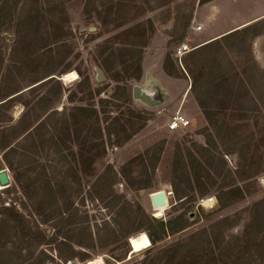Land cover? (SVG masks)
I'll return each mask as SVG.
<instances>
[{
	"label": "rangeland",
	"instance_id": "1",
	"mask_svg": "<svg viewBox=\"0 0 264 264\" xmlns=\"http://www.w3.org/2000/svg\"><path fill=\"white\" fill-rule=\"evenodd\" d=\"M198 1L22 0L16 29L0 34V101L18 95L0 106V173L10 178L0 190V264L32 254L29 264H73L60 257L68 255L76 264H264V208L257 205L264 200V0H235L231 14L260 20L219 40L188 70L185 60L217 24L194 21L190 27L202 30L189 28L180 40ZM182 43L192 52L181 65L174 54ZM137 62L142 74L129 82L126 100ZM71 72L76 80H63ZM136 88L149 102L134 97ZM100 98L109 103L100 106ZM75 106L86 111L72 112ZM47 110L77 120L70 131L51 127L55 144L41 148L24 133ZM178 113L190 125L170 131ZM12 147L17 153L6 161ZM105 171L116 174L115 186L98 182ZM37 180H51L57 205ZM156 194L164 205L153 203ZM217 196L236 203L222 211ZM14 206L54 245L14 232ZM181 214L186 228L151 245L148 234Z\"/></svg>",
	"mask_w": 264,
	"mask_h": 264
},
{
	"label": "trees",
	"instance_id": "2",
	"mask_svg": "<svg viewBox=\"0 0 264 264\" xmlns=\"http://www.w3.org/2000/svg\"><path fill=\"white\" fill-rule=\"evenodd\" d=\"M22 0H5L3 2V4L0 6V34L4 35L5 33L12 31L13 30V25H14V30L16 29L17 26V21H18V12H19V7L21 4ZM203 2V0H202ZM177 13V12H176ZM176 18H177V14H176ZM191 25V20H188L187 22H185L184 25V31L180 37V40H183L186 37V32L187 30L190 28ZM248 29V28H247ZM248 30H244V32H240V31H235L233 33H231L229 36L224 37L221 40H225L227 41L230 37H235L238 35H241L242 33L247 32ZM173 36V35H171ZM214 41L210 44H207L205 46H203L201 49L198 48L199 50H194V52H192V54L185 60L186 63V68L189 70V61H191L192 59H195L199 54H201L202 52H206L207 49H209L210 47H212L213 45L219 44L220 42ZM191 53V52H190ZM141 62V61H140ZM135 63L137 64L138 68H137V77H133V76H128L129 79L125 82V85L127 87V89L125 90V94H124V99H128L129 98V88H128V84L129 82L134 78L135 80L139 81L141 74H142V67H141V63ZM135 64H133L132 66H134ZM109 72L106 70V73ZM52 76V75H51ZM50 76V77H51ZM53 80V78L51 79ZM35 88H31L30 90L33 91ZM17 93V92H16ZM15 93V95H16ZM19 93V92H18ZM98 94H101V90L98 92ZM17 96H14V98L11 99H3L0 101V106L5 105L7 103H11L13 99H15ZM111 101H119V99L117 97H112L110 98ZM73 103V99L71 100ZM99 103L100 106H104L105 104L109 103L108 100H105L103 98L99 99ZM15 104V102H14ZM72 112H85L86 108L81 107V106H75L71 108ZM94 112H96L93 109ZM57 116H61L57 119ZM51 120L53 121V124H51ZM76 117L75 116H67V114L64 113H58L57 111H52L49 112L47 110V112H45V114L41 117L38 118L28 129L27 131L24 133V140L26 141H39V146L41 148L44 147V145L48 142V141H52V144H55V133L54 131H52L50 128L52 127V129H56V127H58L59 125H62L65 129L69 130L70 129H75V122H76ZM61 121V122H60ZM75 131V130H74ZM109 135H111L109 133ZM49 136L50 139H47L46 137ZM7 148H4V151H6ZM161 152V149L159 150V154ZM17 153V149L12 147L10 148L6 153H5V159L6 161L7 158L9 157V155L11 154H15ZM153 169H156V165L153 166ZM45 170V169H44ZM107 173L105 171V173L99 178L98 182L101 181H105L106 180V184L107 186H109V188H111L112 186H115L117 183V177L116 174L110 175L107 178ZM35 183L38 185V189L41 191H44V194L47 193L51 198V201L57 205L58 201H59V192L58 190L54 191V188L52 187L51 184V180L43 182L41 180H37L35 181ZM38 190V191H39ZM226 193V192H224ZM222 193V196H225V194ZM176 194L178 195V197H185V193H184V189L180 187V190H176ZM222 196H217V200H218V205H220V210H224L225 208H229L232 207V205H234L236 203V199H233L232 201H229V199H227V204H223V197ZM258 207L260 208H264V200H262L259 204H257ZM24 208H26V206L24 205ZM8 210V209H7ZM10 219H14V232H17L18 234L20 233V235L22 236V239L24 240H28L29 238H33L35 241H38L40 245H46V246H52L54 245V241L55 239L53 238H48V231L43 232L42 230L39 229V227H36V229H30L28 222L26 221V217L23 213L19 212L16 207L14 206V215L11 216ZM225 221H229V219L226 220H221L218 224H222V222ZM50 222V220H44L42 221V225H47ZM143 222L145 223H150L149 220H143ZM115 223L117 224V221H115ZM83 225H89L87 222H83ZM1 225V224H0ZM4 225V224H2ZM187 225V220L185 218L184 214H181L175 218H172L171 220H169L167 222V224H162L161 226V230H159L158 233H149L148 237L151 241V245H155L158 241H162V233L166 232V233H171V234H176L179 232H182ZM232 225V224H231ZM124 231H122L123 235H127L129 236L131 234V231L127 228L123 229ZM19 231V232H18ZM39 232V236H37V234L35 232ZM1 232V230H0ZM16 235V234H15ZM189 241V240H188ZM193 238L190 239L189 242H187V245L184 247H190L193 244ZM183 245V244H182ZM181 244L175 246L177 250H182L183 246ZM24 253V252H23ZM41 254V252H40ZM31 256L28 258H14V264H29V262L31 261ZM61 259L65 262H75V256L74 255H68V256H60ZM51 259V258H48ZM34 264H45V260L42 261H37L34 262ZM76 263V262H75Z\"/></svg>",
	"mask_w": 264,
	"mask_h": 264
},
{
	"label": "crops",
	"instance_id": "3",
	"mask_svg": "<svg viewBox=\"0 0 264 264\" xmlns=\"http://www.w3.org/2000/svg\"><path fill=\"white\" fill-rule=\"evenodd\" d=\"M236 4L237 2L235 0H203V2L202 0L198 1L197 6H195L196 9L193 11L194 13L190 14V16L186 19V22L188 20H191V24H192L194 21L195 22L200 21L202 23L205 22V25L210 21L211 23L213 22L215 24L217 23L216 25H212L211 27L212 32L205 36L204 38L205 40L203 44L199 47L200 49L207 44H210L214 41L221 40L224 37L229 36L231 33L235 31H241V29L246 28L248 27V25L260 20L258 17L248 18L244 20L242 18L243 14L241 13L237 14L236 12H234L233 14H231L233 9L236 8ZM206 6L210 8H207V10H204L203 12V9H205L204 7ZM216 9L218 11V17L215 20L209 18L207 12H209L211 16H214L215 14L213 13L215 12ZM166 13L169 16H172L171 21H173L174 23L182 21L181 16L179 15V13L178 14L176 13V10L175 11L166 10ZM176 14L178 15L177 18H176ZM262 16L264 17V15ZM223 23L226 24L228 23L229 25H223Z\"/></svg>",
	"mask_w": 264,
	"mask_h": 264
},
{
	"label": "built area",
	"instance_id": "4",
	"mask_svg": "<svg viewBox=\"0 0 264 264\" xmlns=\"http://www.w3.org/2000/svg\"><path fill=\"white\" fill-rule=\"evenodd\" d=\"M190 28L192 31H195V32L201 31V29H202L201 27L194 28L193 26ZM190 52H192L190 46L182 43V45H180L175 50L174 56L177 58L179 63L182 65L183 57L185 55L189 54ZM189 125H190V122L184 116H182L180 113H178L175 116H173V118L170 120L168 128L170 131L174 132V131H178L179 129L186 128Z\"/></svg>",
	"mask_w": 264,
	"mask_h": 264
},
{
	"label": "water",
	"instance_id": "5",
	"mask_svg": "<svg viewBox=\"0 0 264 264\" xmlns=\"http://www.w3.org/2000/svg\"><path fill=\"white\" fill-rule=\"evenodd\" d=\"M166 32L168 34H170V28L166 30ZM98 80L99 81H103L104 77L102 75V72L98 71ZM134 97L138 100H141L142 102H149L148 100V96L146 94H144L140 88H136L134 91ZM9 181L10 178L8 177V175L5 172H1L0 173V184L4 187H8L9 185ZM165 201L164 196L161 194H157L153 196V203L155 205H159V204H163ZM73 264H76L75 262H73Z\"/></svg>",
	"mask_w": 264,
	"mask_h": 264
},
{
	"label": "bare ground",
	"instance_id": "6",
	"mask_svg": "<svg viewBox=\"0 0 264 264\" xmlns=\"http://www.w3.org/2000/svg\"><path fill=\"white\" fill-rule=\"evenodd\" d=\"M76 78H77V75L74 72H71V73L64 75L63 80L70 82V80H76ZM3 189H4V187L0 184V190H3ZM161 195H163V194H161ZM164 204H165V201L163 204H159V205H164Z\"/></svg>",
	"mask_w": 264,
	"mask_h": 264
}]
</instances>
